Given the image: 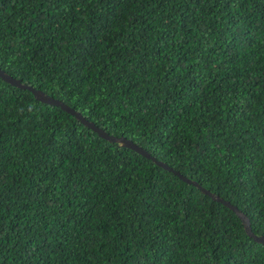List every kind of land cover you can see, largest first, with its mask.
I'll list each match as a JSON object with an SVG mask.
<instances>
[{
	"label": "trees",
	"instance_id": "obj_1",
	"mask_svg": "<svg viewBox=\"0 0 264 264\" xmlns=\"http://www.w3.org/2000/svg\"><path fill=\"white\" fill-rule=\"evenodd\" d=\"M0 67L264 235V0H0ZM0 264H264V243L0 76Z\"/></svg>",
	"mask_w": 264,
	"mask_h": 264
},
{
	"label": "water",
	"instance_id": "obj_2",
	"mask_svg": "<svg viewBox=\"0 0 264 264\" xmlns=\"http://www.w3.org/2000/svg\"><path fill=\"white\" fill-rule=\"evenodd\" d=\"M0 76L4 80H6V81H8L14 85L30 89L33 92L34 96L36 98L40 99L41 101L52 103L55 105H59L61 108H63L65 110H67L68 112L74 114L79 120H81V122H83L84 124H86L87 126L92 128L93 130H95L100 136L104 137L105 139L110 140V141H116V142H118L124 146L130 147V148L134 149L135 151L141 153L142 155L151 158L152 160H154L159 165H161L167 169L173 170L174 173L178 174L185 181L195 184L203 192L209 194L212 198L223 202L225 205H227L228 207L233 209L237 213V215L242 219L244 227H245L246 231L248 232V234L251 235L255 240L264 243V235L256 234L251 230L249 218L237 205L233 204L229 200L221 197L220 195H218V194L210 191L209 189L205 188L204 186L200 185V183L197 182L196 180H193V179L183 175L179 171L173 169L166 162L157 159L147 149H145L141 145L137 144L136 142H134L130 138H127L123 135L110 134L109 132L104 130L102 127L95 124L92 120L87 119L78 110H76L75 108H73L69 104L63 102L59 98L52 96L51 94L47 93L46 91H44L40 88H36V87H34L28 83L22 82L19 78L14 77L12 74L8 73L7 71H5L1 67H0Z\"/></svg>",
	"mask_w": 264,
	"mask_h": 264
}]
</instances>
